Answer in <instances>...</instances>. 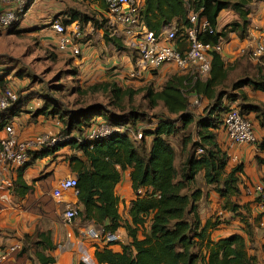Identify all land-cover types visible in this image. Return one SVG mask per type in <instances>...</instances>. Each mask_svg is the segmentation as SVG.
<instances>
[{
	"label": "trees",
	"instance_id": "obj_1",
	"mask_svg": "<svg viewBox=\"0 0 264 264\" xmlns=\"http://www.w3.org/2000/svg\"><path fill=\"white\" fill-rule=\"evenodd\" d=\"M253 1L145 0L140 15L144 24L159 34L163 26L175 18L178 19L179 30L190 26V11L201 10V18L207 20L215 32L210 34L206 31L200 38L205 43L218 45L230 33H237L241 38L249 35ZM30 5L31 0L28 1V9ZM227 8H232L239 18L218 31L219 15ZM60 15L68 17L63 18L65 25L76 20H92L95 26L98 23L92 14L74 8H67ZM104 38L118 50L127 49L123 39L111 35L108 30L104 32ZM262 67L261 64L257 66V73L256 69L254 73L245 71V75L230 84V68L226 66L220 53L213 52L211 72L202 79L194 81L177 72L170 76L161 90H155L153 86L135 90L130 86L120 85L115 80L95 82L85 88L79 87L77 91L84 96L106 94L109 99L107 104L92 102L85 107L65 112L64 105H59V102L49 104L45 100V104L35 111V115L58 116L62 125L59 133L71 136V140L54 148L31 151V160L53 155L61 146L68 144L81 152V155L71 157L72 168L78 173L77 195L82 204L80 216L101 225L109 219L110 223L103 226L105 231H117L124 227L131 238L129 242L122 244L121 251L110 248L115 243H107L104 248L98 247L94 257L98 264H198L200 261L204 264H259L258 257L250 254L243 235L234 234L217 241L211 238L208 231L211 223L203 225L199 213L203 189L198 186L197 176L202 172L205 183L213 186L227 200L240 194L239 182L240 173L244 172L243 165L238 164L231 169L228 167L229 156L216 140V129L222 126L224 128L225 113L229 110V105L222 107L225 95L231 100L242 97L245 101V95L239 94V90L245 85L264 92ZM7 76H0V89L8 86ZM186 91L210 100L203 116L196 118L190 110V99ZM139 92L145 93L149 109H156L161 104L166 109L164 115L156 114L158 122L155 127L143 132L140 140L133 139L126 132H115L94 140L85 138L90 128L97 124L96 117L103 113L106 124L126 126L137 132L136 125L145 114L134 107L133 110L129 108L135 94ZM242 100L238 103L242 114L249 117L247 110L250 108L257 109L264 115L263 106L247 107ZM21 101L19 96L12 105H23L26 102ZM20 105L16 108H20ZM3 112L0 113V129L5 123ZM193 125L197 129L198 140H195ZM147 134L153 135L150 150H147L144 142ZM179 135L182 141V160L178 166L172 138ZM260 146L264 148V139ZM198 147L203 148L202 154H197ZM127 169H131L132 187L137 195L129 208L131 222L124 220L120 214V198L115 192ZM141 189H145L143 194L139 192ZM230 209L235 211L236 204H232ZM149 216H152L150 232L140 239L138 231L145 228ZM38 236H42L41 241L36 242L38 247L44 244V247L55 248L49 234L46 236V233L39 232ZM27 237L28 241L34 240ZM25 252L27 247L21 250V253ZM35 255L41 264L56 263V258L44 251L36 250Z\"/></svg>",
	"mask_w": 264,
	"mask_h": 264
},
{
	"label": "crops",
	"instance_id": "obj_2",
	"mask_svg": "<svg viewBox=\"0 0 264 264\" xmlns=\"http://www.w3.org/2000/svg\"><path fill=\"white\" fill-rule=\"evenodd\" d=\"M138 2L143 6L145 0H138ZM2 4V0H0V8ZM67 8L107 17L108 4L106 0H31L30 9L21 21L19 28L27 25L28 23L25 21L27 18H31L33 24L30 25L41 28L40 36L44 42L51 43L59 54L75 57L74 61H77L80 74L84 78L115 81L116 79L113 77H119L122 80L128 79L125 76L133 65V54L130 56L127 51L118 50L114 44L107 43L104 38V27L101 28L98 24L95 26L92 20L74 21V24L78 23L88 34L81 41L80 55H73L72 52L62 51L59 48V35L54 32L50 21L62 18L59 15ZM252 9L249 35L241 38L237 33H230L220 43L222 47L220 54L226 66L230 68V84L239 79L241 75H245V71L253 70L254 72L255 66L260 62V58L251 57L250 50L255 46L258 36L264 29V0H254ZM43 17L46 18L41 20ZM238 18V14L232 8L222 10L218 18V31ZM177 23L178 19L175 18L168 25L163 26L161 32L167 33L169 30L175 29ZM181 48H187V44H181ZM242 62L243 64L249 62L250 66L245 68L246 66L241 65ZM164 68L168 71L171 70L168 65L163 66L161 70ZM2 73L0 72V76ZM11 78V76L8 77V79ZM25 80H27L26 77L21 81L23 84H18L13 78V81L9 80L8 87L20 88L25 85ZM30 90L31 88L23 93L27 95ZM46 93L43 92L40 97L26 100L23 105L19 104L20 108L12 105L3 112L5 123L0 129V140L6 134L4 128L6 124H12L22 139L33 138L41 133L56 134L60 132L62 125L59 124L58 116L34 114L45 104ZM242 93L245 95V101L242 100V97L231 100L228 95H225L222 99V107L234 101L240 103L241 100L247 107L252 105L264 107L263 91L245 85L239 90V94ZM193 96L195 101L199 102L200 97L196 94ZM201 100L205 103L204 106L210 102L207 97H201ZM247 112L253 122L256 142L234 144L223 126L216 129V140L229 156L228 167L231 169L238 164L243 165L244 172L240 173L239 182L240 194L229 200L221 197L213 186L205 183L204 174L201 172L197 176L198 186L203 189V195L199 201V213L203 225L211 223L208 226V231L214 241L234 234H241L246 239L250 254L258 257L259 264H264V202L259 199L255 190L256 185L264 183V148L260 146L264 139V115L257 109L248 108ZM96 122L97 124L106 122L104 113L96 117ZM157 122L158 119L152 123L140 120L136 125L137 132L143 133L148 128H154ZM195 140H198L196 136ZM152 141L153 135H145L144 142L147 150L151 149ZM178 142L182 143L179 137ZM175 152L178 157L176 148ZM77 154L81 155V152L76 151L68 144L61 146L53 155L31 160L24 167L15 165H9L6 169L0 167V255H11L8 261L0 264H41L36 258V250L54 256L55 264H78L79 253H82V256L85 254L94 258L96 249L106 246V243L86 239L83 252L78 249V245L71 248L68 254L59 248V244L64 243L73 246L75 243L74 229L76 230L77 225L92 223L103 227L110 223L109 219L105 220L104 225L92 220H84L80 213L71 225L66 224L62 218L63 210L68 203L76 205L79 210L82 209V204H80L75 191L72 189L63 190L59 186L63 179L78 177V173L71 165V157ZM130 173L131 169L123 172L115 192L120 198V214L124 220L131 222L129 208L137 195L132 187ZM144 191L145 189H141L139 192L143 194ZM232 204H236L235 211L230 209ZM151 217L149 216L145 228L138 231L140 239L150 232ZM39 232L46 233V236L50 235V241L55 246L54 249L44 247V244L38 247L36 242L41 241L42 237L38 236ZM117 232L121 239L119 242L111 244L110 248L121 251L122 244L129 242L131 238L124 227L119 228ZM27 236L34 240L28 241ZM24 247H27V252L21 253ZM198 264L204 263L200 261Z\"/></svg>",
	"mask_w": 264,
	"mask_h": 264
},
{
	"label": "built area",
	"instance_id": "obj_3",
	"mask_svg": "<svg viewBox=\"0 0 264 264\" xmlns=\"http://www.w3.org/2000/svg\"><path fill=\"white\" fill-rule=\"evenodd\" d=\"M29 0H2L0 8V28L10 29L20 23L27 15ZM108 4L107 17L98 15L99 20H104L107 30L111 35L118 33L124 35V42L133 54V65L126 73L128 81L145 78L150 73L158 72L165 65H170L192 78L194 81L208 76L212 69V53L222 51L220 44L212 45L201 40L200 35L206 31L210 34L215 29L210 23L201 18V10H192L189 14L190 26L182 29L169 30L167 33L156 34L150 30L141 19L142 5L138 0H106ZM68 18V17H65ZM72 22L65 25L63 18L50 21L54 32L59 35V48L62 51H70L73 55L81 54V41L87 37L81 26ZM72 25V26H71ZM71 26V27H70ZM105 27V26H104ZM187 44V48H181V44ZM252 58L264 57V29L258 36L255 46L250 50ZM18 99L17 92L12 88L0 91V113L8 109ZM198 102V101H197ZM60 124V122H59ZM5 136L0 140V167L6 169L9 165L24 167L31 161V151L42 148H54L57 145L71 140V136L61 133H41L33 138L22 139L16 133L12 124H6ZM224 129L234 144L254 143L256 136L253 122L242 114L237 101L229 104V110L225 113ZM115 132L128 133L133 139L140 140L142 132H135L126 126H112L101 123L93 125L86 139L94 140L108 137ZM204 152L202 147L197 148V154ZM78 177L61 180L59 186L63 190L72 189L78 193ZM259 199L264 202V183L255 186ZM140 191V190H139ZM79 217V209L76 205L68 203L62 218L68 225L73 224ZM76 228V227H75ZM75 243L73 246L67 243L59 244L62 252L69 253L70 249L78 245L83 252L86 239L103 243H117L121 239L117 231H105L103 227L92 223L77 225L74 229ZM72 253V252H70ZM10 254L0 255V263L10 259ZM82 260L86 264H98L95 258L83 255Z\"/></svg>",
	"mask_w": 264,
	"mask_h": 264
},
{
	"label": "rangeland",
	"instance_id": "obj_4",
	"mask_svg": "<svg viewBox=\"0 0 264 264\" xmlns=\"http://www.w3.org/2000/svg\"><path fill=\"white\" fill-rule=\"evenodd\" d=\"M92 15L95 17L94 19L98 21L97 24L99 26H105L103 28L105 32V30H107L105 21L99 20L97 18V13ZM63 16L62 18L65 19V15ZM45 18L46 17H43L41 20ZM25 22L28 24L24 25V27L21 26V28H19L21 22L10 29L4 30L0 28V72H5L2 75H8L6 78L8 81H13L14 78L18 84H23L21 81H23L24 77L27 78V80H25V85L20 88L15 89L9 86V88L17 92L18 97L20 96L22 98L21 102L30 100L31 98L33 99L34 97H40L43 92H47V98L45 100H47L49 104L59 102V105H64L63 110L65 112L85 107L92 102L107 104L109 99L106 94H89L88 96H84L81 92L77 91L79 87L85 88L92 83L106 80H92L82 77V74H80V67L77 61H74L75 57L59 54L51 43L42 40V36H40L41 28L30 25L33 24L31 18H27ZM116 36L121 37L124 42V35L122 33H118ZM128 50L129 49L123 51H127L130 56L135 54V52H130ZM132 57L134 58V56ZM259 64L263 66L262 68L264 70V57H261L260 62L255 66L256 73L258 72L257 66ZM241 65L246 66L245 68L250 66L249 62H245L244 64L242 62ZM170 68V71L164 68L160 72L150 73L147 78H139L132 81H128V79L122 80L119 77L113 78L116 79L120 85L130 86L135 90H139L144 86H153L155 90H161L170 76L178 72V70L174 69L172 66H170ZM254 72L253 70L250 71V73ZM10 76L12 78L8 79ZM6 88H8V86H6ZM6 88L3 87L1 90L4 91ZM30 88L31 90L25 95L23 92ZM186 92L190 99V110L194 112L196 118L203 116L207 105L204 106L205 103H203L202 100L200 101V98L198 99L199 102H196L193 94L188 91ZM148 104L149 101L145 98V93L139 92L135 94L129 110H133L132 107H134L138 111L144 113L145 115L142 120L147 122L156 119V114L164 115L166 113V109L162 104L156 109H149ZM17 105H19V103H17L16 106ZM173 118H175V116ZM192 131L196 138H198L195 125H193ZM75 134L78 136L76 132ZM178 137H180V135ZM178 137H173L172 143L178 151L176 163L179 166L182 160L180 150L182 145L178 142ZM81 256L82 253H79L78 264H86L83 262Z\"/></svg>",
	"mask_w": 264,
	"mask_h": 264
}]
</instances>
